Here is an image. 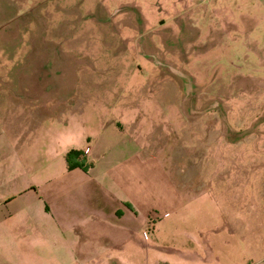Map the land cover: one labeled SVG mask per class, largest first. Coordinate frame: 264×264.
<instances>
[{
	"label": "rangeland",
	"instance_id": "374dc122",
	"mask_svg": "<svg viewBox=\"0 0 264 264\" xmlns=\"http://www.w3.org/2000/svg\"><path fill=\"white\" fill-rule=\"evenodd\" d=\"M63 120L102 127L126 249L81 263L64 234L4 235L8 187L0 264H264V0H0V164Z\"/></svg>",
	"mask_w": 264,
	"mask_h": 264
},
{
	"label": "crops",
	"instance_id": "0c3cea01",
	"mask_svg": "<svg viewBox=\"0 0 264 264\" xmlns=\"http://www.w3.org/2000/svg\"><path fill=\"white\" fill-rule=\"evenodd\" d=\"M62 122L56 127L45 128L44 131L46 130L49 134H45L42 139L41 135H33L31 143L26 148H22V145L17 152H12L10 162L1 161V191H5L8 187L11 189L9 193L7 192V196L2 195L4 196L3 202L11 204L10 208H6L3 216L5 220L10 221L9 226H12L4 230L3 234L23 236L25 233L31 234V232L38 231H42L43 236L47 233L64 234L68 238L65 242V250L70 254L81 250V254H87L81 263H88L94 260L91 254L115 249L116 246L126 249L125 245L120 247L119 243L110 248V243L120 242L118 234L121 233L122 224L119 221L122 219L135 220L136 215L130 206L133 205L130 193L121 194V184L116 177L118 172L116 176L110 174V178H107L106 173L110 166L96 165L97 159L103 156L104 150L103 136L100 134L102 127L98 129L96 125L90 126L85 121L82 124L78 121L71 123L69 120ZM114 122L111 120L109 124L111 132L119 128ZM85 128H91L92 131L85 133ZM57 137L58 139L55 140ZM126 143H128L126 145L129 154L127 159H129V156L133 154L130 149L134 146L130 141ZM70 149L80 151L75 160L83 158L80 161L83 166L68 167L64 153ZM44 153L60 154L61 160L58 168L54 167V163L51 165V162L49 164L47 162L41 170V156ZM17 166L23 168L24 171L34 170L33 174H36L33 180L21 185L17 184L13 176V173L17 172ZM28 189L32 190V194L26 198ZM28 220H31V227L35 226L37 230L32 231L29 228ZM32 222L36 225L33 226ZM41 222H44L43 227ZM105 222L115 227L118 226L116 232L112 234L111 230L114 228L105 230L102 227ZM56 227L59 229H55ZM12 229H17V231H12ZM125 233L128 238L135 231L130 229L127 232L126 229ZM109 237L116 238V241H111ZM133 244L128 247L135 248L136 243ZM146 248L149 252L157 250L152 245ZM113 260L121 264L123 259L118 260L117 257H113ZM152 263L156 264L157 261Z\"/></svg>",
	"mask_w": 264,
	"mask_h": 264
},
{
	"label": "trees",
	"instance_id": "16d2710c",
	"mask_svg": "<svg viewBox=\"0 0 264 264\" xmlns=\"http://www.w3.org/2000/svg\"><path fill=\"white\" fill-rule=\"evenodd\" d=\"M80 153L79 150L76 149H70L65 153V159L67 162L68 167H71L73 165H82V159L83 158H79L80 160H75V157H77V155Z\"/></svg>",
	"mask_w": 264,
	"mask_h": 264
}]
</instances>
